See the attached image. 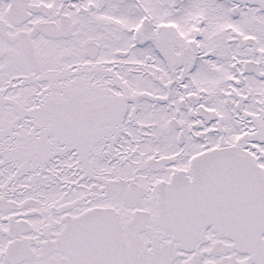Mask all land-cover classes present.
<instances>
[{
  "label": "snow or ice",
  "instance_id": "6c2138e0",
  "mask_svg": "<svg viewBox=\"0 0 264 264\" xmlns=\"http://www.w3.org/2000/svg\"><path fill=\"white\" fill-rule=\"evenodd\" d=\"M0 264H264V0H0Z\"/></svg>",
  "mask_w": 264,
  "mask_h": 264
}]
</instances>
